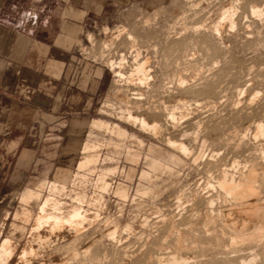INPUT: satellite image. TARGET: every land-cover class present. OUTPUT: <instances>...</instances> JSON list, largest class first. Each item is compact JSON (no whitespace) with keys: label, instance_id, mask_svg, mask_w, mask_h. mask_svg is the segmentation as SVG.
<instances>
[{"label":"rangeland","instance_id":"1","mask_svg":"<svg viewBox=\"0 0 264 264\" xmlns=\"http://www.w3.org/2000/svg\"><path fill=\"white\" fill-rule=\"evenodd\" d=\"M226 1L229 3L228 7L238 5L241 8L237 6L240 10L236 15V27H238L231 29V24L225 22L221 31L215 33L214 27L218 25L222 17L219 15L222 14L221 7L227 5ZM231 1L141 0L137 4L128 6L118 12L103 16L100 20L87 22L82 27L83 32L78 36L73 37L71 35L73 27H66L65 30L68 35L75 39L73 50L80 54L77 57L83 62L104 69L102 89L90 112H78L68 118L69 124L66 128H68L69 133L79 132L64 137L63 147H69L68 150L61 147L56 150L53 147L50 150L52 153L50 156L35 158L34 160L37 161L35 165L30 164L32 158L21 156L22 170H30L31 178L25 184L24 180L26 178L23 176L24 174H21V187L0 190V226L4 224L5 228L1 237H12V224L22 225L19 220H15L14 214L22 206L21 197L26 191L36 189L38 184L50 183L58 168L72 169L80 177L87 175L84 172L81 175V172L76 170V164L82 158L80 152L78 151L73 156L70 150L73 147H81L83 143L89 140V129L79 124L81 120L102 119L109 123L120 124L127 129L130 135H137L141 138L145 148L131 141H128L130 143L128 145L130 149L142 153V156L137 163L130 162L126 158L125 151L121 152L120 155L115 152L112 146L110 147V136L108 134L97 132L94 135L95 138L93 137L92 140L101 143L102 152L100 154H102V157L97 167L98 171L89 177L96 179L97 174L102 169L118 168V173L109 175L115 183L110 192L104 194L107 204L106 210L91 228H86V232L84 231L79 235L80 240L78 237L75 241L71 237L54 238L52 247L57 249V254L65 259L69 255L72 258L71 254H75V251L81 253L77 254V257L74 255L76 258L73 257V260L67 259V262L71 260L67 264H148L147 262L151 264L154 263L156 257H159L155 261L156 264L161 258L163 261H159V264L168 262L169 258L166 256L169 255L168 253H173L171 248L174 247V242H172L174 236L172 235V238H170L171 235L166 234L169 232L171 222L175 220L176 223L181 224L184 220V223H188L191 218H196L194 215H198V209L202 208L203 203L201 200L204 196H207L205 192L215 191L211 186H215L217 175L219 177L224 169L223 164H230L228 168H231V164L235 162L234 160L239 161V167L242 170L238 167L233 173L236 172L234 174L240 175L246 162L251 160L261 163V159H264V136L255 138L257 124H264V17L262 18L264 13L261 16H256L252 13L251 8L255 4L260 8H264V0H237L240 4L236 0L237 4L234 0L231 4ZM106 29H110L109 34H106ZM122 29L126 33L119 41H114L111 36ZM128 34L133 35L137 41L142 58H150L148 68L151 70L150 75H152V78L147 82L148 84L140 85L137 78L132 79L135 80L133 82H131L132 80L128 82L121 81L113 75L107 65V61L110 59H115L114 61L119 63L122 54H129L131 41L128 39ZM90 36H93V42ZM106 42L109 44L108 48L105 46ZM127 57H129L130 64L125 69L129 73L134 62L130 56L127 55ZM48 67L50 68V63L43 64L38 72L39 76L30 78L28 83L36 85L37 89H40L41 86H43L42 88L51 86V80H54L55 77H51L47 73ZM182 79L184 85L180 84V80L183 83ZM17 89L22 92L18 96L22 102H35L33 89L26 92V86L22 84L18 85ZM135 98L138 99L135 100ZM127 99L128 101L129 99L133 102L136 101L135 103L141 106L139 110L134 109L135 115L146 117L150 123L158 122L157 124L161 126V129L163 128L160 130L161 133L157 134L158 136L148 132H140L138 127L129 126L118 120V116L121 115L119 113L126 108L127 101L125 100ZM108 105H111V108ZM170 114H175L174 121ZM2 115L0 113V116ZM21 117V126L18 132H27L29 116L23 109ZM14 120L12 115L6 113L5 121L3 123L0 121V134L6 136L5 140L0 139V147L5 152L11 153L10 161L14 149L10 148L12 141H7V137L13 129ZM168 140L187 144L190 147L189 153L191 154L183 155L176 152L175 149L169 146ZM150 146L157 147L156 154L148 151ZM203 153L206 154V157ZM197 154H201L207 160L203 157L204 160L193 161V156H197ZM209 155L210 159L208 158ZM214 155L215 157L218 155L217 160ZM171 156L176 157L177 161H174L175 163L171 162ZM71 159H73V165L70 164ZM152 159L159 160L169 167L168 170L162 171V174L157 172L156 176H151V178L145 180V178H142V174L152 172L150 169ZM206 161H209L208 165ZM229 161L230 163L227 164ZM263 162L261 164H264ZM213 168L214 170H212ZM153 174L155 173L151 175ZM80 177L78 181L82 180ZM83 183L89 195L99 193L93 181L83 180ZM118 184L126 185L127 198L116 195L115 189ZM258 185L262 187L261 194L263 193L262 197L264 198V179L260 180ZM150 189L154 191L153 194L149 192ZM144 190H147L148 193H145ZM155 192H157L156 195L158 194L156 197ZM182 211L185 213H181ZM186 212L188 213L186 214ZM8 213L9 219L5 220ZM188 214H193V217L189 215L190 218ZM173 216L176 218L172 220ZM101 218L104 219L101 221ZM114 225L116 233L111 235L112 228H115ZM27 228L28 230L23 238H15L14 240L18 244L19 253L23 250V247L30 248L32 244L36 246V242L38 243V239L31 234L32 226L30 225ZM109 228L111 230H108ZM182 228L186 229V226ZM107 231H110V233ZM199 231L200 228L198 230V234H202L199 235L201 236L200 243H198V248L190 253L189 257L193 262L196 259L204 258L201 259L202 261L199 259V262L196 260L194 263L244 264L245 262L248 264V260L250 262L255 260L256 262L252 261L250 264H264V256H262L264 255V244L263 247L256 244L259 248L255 245H253L254 247L248 245L249 249L246 247L247 245L242 243L233 244L232 246L228 241L229 238L227 236L222 237L221 233L216 238L210 236L212 239L207 237L202 229ZM108 234L109 236H106ZM115 236L116 238H114ZM203 237L205 238L203 239ZM165 238L170 239L171 242L169 243V240L167 241ZM206 238H209L208 241H206ZM165 241L167 243H164ZM168 243L169 246H166ZM160 244L162 247H160ZM242 245L245 247H242ZM203 246L207 248L205 249ZM167 247L170 248V251L167 250ZM158 248H160V251ZM163 248L164 252L161 253ZM251 248L254 252H258V255H255L256 252L253 254V251H250ZM86 249L88 250L86 251ZM222 249H225L226 252ZM228 249H230V253H228ZM259 249L263 250L259 251ZM235 250L237 253L240 251V254H237ZM222 251L226 256L227 253L229 255L225 257L222 254L221 256ZM259 252L263 253L260 255ZM217 253L219 254L218 257L215 256ZM250 253L254 255L252 256L253 259H250L252 258L249 255ZM163 255H166V258ZM195 255L198 256L195 257ZM230 259L233 261H230ZM150 260L153 261L150 262ZM18 261L19 258L16 257L12 264H17Z\"/></svg>","mask_w":264,"mask_h":264},{"label":"bare ground","instance_id":"2","mask_svg":"<svg viewBox=\"0 0 264 264\" xmlns=\"http://www.w3.org/2000/svg\"><path fill=\"white\" fill-rule=\"evenodd\" d=\"M232 1H231V4H232ZM234 2H235V0H234ZM236 2L238 4H240L239 1L236 0ZM228 4L229 3L227 2V5H224L223 7H221L222 14H220L219 16H222V17H221L218 25H216V26L214 25L215 26L214 27L215 33L216 32L218 33L221 31L222 26L224 25L225 22H229L231 24L230 25L231 29H233L237 25L236 15H237V13H239L238 11H240L239 10L240 7L237 5L239 7L238 8L236 6L238 8V10H237V8L235 6H229L228 7ZM251 8H252V13L256 16H261L264 13V8H260V7H258V5L256 6V4L254 6H252ZM252 13H251V16H252ZM263 17H264V15L262 16V18ZM258 18H260V17H258ZM105 31H106V34L110 33V29H106ZM125 33H126V31L124 29H122V30L118 31L116 34H113L111 37L113 38L114 41L115 40L119 41L120 38ZM90 39L93 42V39H94L93 36H90ZM128 39H129V41H131V47H130L129 54H127V55L130 56L134 62L131 72L128 73V72H126V69H125V68H127V65L130 64L129 63V57H127L126 54H122L120 56L121 59L119 60V63L114 61L115 59L114 60L110 59L109 61H107V65L109 66L113 75H115V77L119 78L121 81L128 82L129 80L137 78L140 85L145 84V83L148 84L147 82H149L150 79L152 78V75H150L151 70H149V68H148V65L150 64V58H148V57L142 58V53H141L140 49L138 48L137 41L135 40L133 35H129ZM105 46L108 48V46H109L108 42L105 43ZM117 69H119V71H117ZM133 81H135V80H132L131 82H133ZM182 81H183V83L180 80V84L184 85V80L182 79ZM134 95H135V93H134ZM128 98H129V96H128ZM137 99L135 98V100H137ZM123 101H124V99H123ZM125 101H127L126 102L127 106L125 105V107H126L125 110H122V112L119 113V114H121L118 116L119 121H121L122 123H125L129 126L138 127L140 132H144V133L148 132V133L153 134L154 136L157 135L160 132V130L163 129V128L161 129V126L159 124H157L158 122L157 123L156 122L150 123L148 121V119H146V117L144 118L142 116L139 117L137 114H136L137 116L135 115L134 109L135 110L141 109V106H139L138 103H135L136 101L133 102L130 99H129V101H128V99ZM108 107L111 108V105H108ZM101 111H103V110H101ZM103 113H104V111H103ZM105 114H106V112H105ZM174 115L175 114H170V117L173 119V121L175 120ZM79 124L83 125L84 127L86 126L89 129V132H90L89 140L86 143H83L81 147H73L72 149L70 147V149H71L70 151L73 154V156H75L78 151L80 152V154L82 155V158H81L80 162H78L76 164V167H77L76 170L81 172L80 173L81 175H82V172L87 173V175H83L80 177V176L76 175L74 170L72 171V169L58 168L50 183L38 184L36 189H29L28 191H26L22 195V197H21V205L22 206H20L18 209L16 208L17 210L14 214L15 220H19L22 225L12 224L11 225L12 237H5V238L1 237L3 234V231L5 229L4 224L2 226H0V264H12L13 260L16 257L19 258V261L17 262V264H25V263H27V264H67L69 262V261L67 262V259H72L77 254H81V253H78L77 251L74 250L75 254H73L71 252L73 254V255L71 254V256H73L72 258L69 257L70 255L68 256L69 258L67 257V259L62 258L61 256H59L57 254V249L52 247L53 246L52 243H53L54 238H57V239L63 238L64 239L67 237H71L73 239V241H75L77 239V237L79 238V235L84 233L86 228H88V227L91 228L93 226V224H95V222L99 219V217H101L102 213L105 212L104 210H106L107 204H106L104 194H107L108 192H110V190L113 188L114 183H115L114 180L109 177V175L110 174L114 175V174L118 173L117 172L118 168L102 169L100 171V173L98 172L99 174H97L98 177L96 176L97 177L96 179H92L89 177L98 171L97 167H98L99 162H100L101 157H102V154H100L102 152V149L100 147L101 143L99 144L97 141L95 142L92 140V138L94 137V135L97 132H100V133L103 132V133H106L110 136L109 145H110V147L112 146L114 148V150L117 154H120L121 152L125 151L126 152V158L130 162L132 161L134 163L135 162L137 163L140 160L142 153L138 152L137 150L130 149V147L128 145L130 143H128V141L129 142L131 141L132 143L138 144L139 146H141L143 148V146H144L143 140H141V138H139L137 135H133V134L130 135V133L127 131V129L122 127L120 124L109 123V122H106L102 119H93V120H85V121L81 120V122H79ZM160 124H161V122H160ZM161 125H163V124H161ZM263 125L264 124H260V123L257 124V133H256V137L254 136L255 138H258L259 136H262V137L264 136V126ZM168 144L173 149H175L176 152L182 153L183 155L184 154H188V155L191 154V153H189L190 147H188L187 144H185L183 142H176L173 140H168ZM144 148H145V146H144ZM156 148L153 146H150L148 151L151 153L152 152L155 153ZM261 148H262V146H261ZM232 152H230V153H232ZM217 153H215V154H217ZM201 154H199V155L197 154V156L194 155L193 161H199L200 159H202L204 156H201ZM204 154L205 153H203V155ZM219 154H221V153H219ZM177 155H179V154H177ZM192 155H193V153H192ZM211 155H213V154H211ZM262 155L263 154L261 153V156ZM217 156L215 157V155H214L216 160H217ZM188 157H190V156H188ZM205 157H206V154H205ZM227 157H228V155H227ZM252 157H250V158H252ZM208 158L209 159L211 158L210 155ZM205 159L207 160V158H205ZM228 159H230V157H228ZM147 160H149V159L147 158ZM170 160L172 163L174 161L175 162L177 161L176 157H174V156H171ZM202 160H204V159H202ZM261 160L264 161V159H261ZM166 161H167V159H166ZM219 161H222V160H219ZM234 161L235 162L232 161L233 164H231V168H228V165H230L228 163H230V161L227 162L228 165L223 164L224 169L222 168L223 170L221 171L219 177L217 175V178H216L217 180L215 181L216 182L215 186H213V185L211 186V188H214L216 192L215 191H214L215 193L213 191H209L208 193L205 192L207 194V196H204V193H203L204 197L201 200L203 203L202 208L198 209V215L197 214L194 215V216H196V218L193 217V214H188V216L191 215L194 219L189 216L191 218L190 222L184 223V220H183V222L181 224H179V223H176L175 220L172 221L176 217H174V216H173V218L171 217L172 222H171V225L169 224L170 225L169 232L166 233V231H165V233L171 235V237L169 236L170 238H172V235L175 238L173 237V241H172V242H174V244L171 243L174 246L173 248H171V249H173V253L171 252V254L168 253L169 255H167V256L165 255L167 258H169L168 259L169 263L167 262L168 264H192V263L196 264L194 262L196 260L198 261L200 258L199 259L195 258L196 260L193 262L192 259L189 257V255L195 248H198L197 247L198 243H200V240H201L200 237L201 236H199V235H202V234H198L199 228H200V231H201V229H202V231H204L203 233H205L207 237L215 236V238H216V236H219L218 235L219 233H221L222 237L227 236L229 238L228 241L230 242V244H232V246H233V244L242 243L244 245H247L246 247H248V249H249L248 245H251V246L255 245V247H257L256 244L259 246L260 245L262 246L264 244V198L262 197L263 193L261 194V188H262V187H260L261 184H260V186L258 185L260 180L264 179V164H261L262 161H261V163H258L257 160H255L257 162L249 160L251 162H249V161L246 162V164L244 165V168L242 166L243 172L242 173L240 172V175L237 173L239 175L238 176V175L234 174L236 172L233 173V171L235 169H238V167L240 166V163H239V161H236V160H234ZM244 161H246V159H244ZM208 162L206 161V164ZM73 163H74L73 159H71L70 164L73 165ZM204 164H205V162H204ZM209 166L211 167V165H209ZM168 167H169L168 165L166 166L161 161L152 159L151 164H150V169L152 172L151 173L144 172L142 174V178L143 179L145 178V180H146L147 178H151V176L154 177V175L156 176L157 172H158V174H159V172H161V174H162V171L168 170ZM68 168H70V167H68ZM212 170H214V168ZM212 170H210V171H212ZM219 170H221V169H219ZM218 172H217V174H218ZM152 173H155V174L151 175ZM79 177H80V179H82L81 181H78ZM213 179L215 180V177ZM83 180L93 181L94 182L93 184L95 185V187L99 191V193H97V194L94 193L93 195H89V193L86 191L87 188H86L85 184L83 183ZM211 181L214 182L213 180H211ZM212 182H209V183L211 184ZM170 183H169V185H170ZM172 184H173V182H172ZM125 186L126 185H124V184H118L116 186V189H115L116 195H118L121 198H127L128 197V190ZM208 187L210 188V186H208ZM164 189H165V187H164ZM208 190H212V189H208ZM146 191H145V193H148ZM158 191H160V190H158ZM42 192L43 193L45 192V194H43ZM149 192L152 193L154 191L152 189H150ZM157 192L154 193L155 197L158 195V194L156 195ZM141 193H143V192H141ZM152 197H153V195H152ZM133 203H134V201H133ZM182 208H183V206H182ZM187 208L188 207H186V209ZM186 209H183V210H186ZM194 209H195V207H194ZM187 210H189V208ZM181 213H185V212L182 211ZM187 213L188 212H186V214ZM102 217H104V216H102ZM184 218H186V217H184ZM8 219H9V213L6 214L5 220H8ZM103 219L104 218H101V221ZM187 221H189V220H187ZM109 222H111V221H109ZM109 222H107V223H109ZM112 222L114 223L115 221H112ZM30 225L32 226V233L31 234L38 239V243L36 242V244H37L36 246H33V244H32V246L30 248L23 247V250L19 253L18 252V244H16V242L14 240H15V238H18V239L23 238L24 235L26 234V231L28 230L27 227H29ZM185 226H186V229H183L182 227H185ZM114 227H115V225H114ZM115 229H116V227L114 229L112 228L111 235H115V233H116ZM108 230H111V229L109 228ZM175 232H176V234H175ZM108 233H110V231ZM106 236H109V234ZM114 238H116V236ZM204 238L205 237H203V239ZM210 238H212V237H210ZM208 239L209 238H206V241H208ZM79 240H80V238H79ZM168 240L170 243L171 242L170 239H168ZM218 240L220 241L219 238H218ZM73 241H72V243H73ZM77 241H76V243H77ZM225 242H226V240H225ZM164 243H167V242L165 241ZM164 243H161V244H164ZM169 243L166 246H169ZM205 244H203V245H205ZM200 245H202V244H200ZM218 246H216V247H218ZM259 246L257 248H259ZM90 247H91V245H90ZM160 247H162V245ZM219 247H221V246H219ZM235 247L236 246H234V248ZM242 247H245V246L242 245ZM164 248H163V250L161 249V253L164 252ZM201 248H202V246H201ZM204 248L206 249L207 247L205 246ZM213 248H215V247H213ZM240 248H238V249L240 250ZM88 249H90V248H88ZM88 249H86V251ZM159 249L160 248H158V250ZM168 249L170 251V248L167 247V250ZM235 249H237V248H235ZM226 250L224 252H226ZM229 250L230 249H228V251ZM232 250H234V249L232 248ZM242 250H243V248H242ZM251 250L253 251L252 248L250 249V251ZM260 250H263V249H259V251ZM223 251L221 253V256H222V254H224ZM255 252L253 251L252 253L254 254ZM228 253H230V251ZM228 253H227V256L229 255ZM236 253H237V251H236ZM257 253L258 252H256L255 255H258ZM262 253L263 252H261L260 255ZM164 254H166V253H164ZM237 254H240V251ZM218 255L219 254L217 253V255H215V256L218 257ZM224 255H223V257H224ZM249 255L251 257L254 256V255H251V253ZM249 255H248V257H249ZM92 256H95V255H92ZM159 256H161V255H159ZM197 256L195 255V257H197ZM221 256H219V257H221ZM227 256L225 255V257H227ZM262 256H264V255H262ZM256 257H258V256H256ZM256 257H255V259H256ZM158 258L156 257L155 261H157ZM203 258L204 257H202L201 259L203 260ZM152 259L154 260V258H152ZM161 259H159V261H163ZM242 259H244V258H242ZM250 259H253V257ZM153 260H150V262ZM209 260H211L210 257H209ZM257 260H258V258H257ZM155 261H154V263H151V264H156ZM159 261L157 262L158 264H159ZM166 261H167V259H166ZM190 261H192V262L190 263ZM230 261H233V260L230 259ZM70 262H71V260H70ZM234 262H237V261H234ZM241 262H243V261H241ZM248 262H249L248 264L251 263L249 260H248ZM147 263L149 264V262H147ZM160 264H162V262ZM244 264H247V263L244 262Z\"/></svg>","mask_w":264,"mask_h":264},{"label":"crops","instance_id":"3","mask_svg":"<svg viewBox=\"0 0 264 264\" xmlns=\"http://www.w3.org/2000/svg\"><path fill=\"white\" fill-rule=\"evenodd\" d=\"M141 0H0V121L9 113L15 119L7 137L12 141L11 153L0 147V190L22 186L21 174L31 178L30 170H22L21 156L48 157L53 147H63L69 134L68 118L75 113H88L102 89L104 69L81 61L73 50L75 39L89 21L100 20ZM45 63L51 86L30 85ZM33 89L35 102H22L17 86ZM30 91V90H29ZM22 109L29 116L27 132H18ZM0 134V139L5 140ZM65 146V145H64ZM41 182V181H40ZM28 187V186H27Z\"/></svg>","mask_w":264,"mask_h":264}]
</instances>
